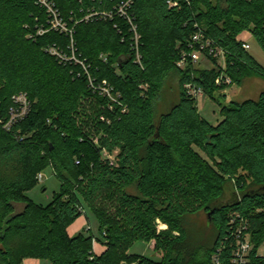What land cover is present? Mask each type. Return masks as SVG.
I'll return each mask as SVG.
<instances>
[{"label": "trees", "instance_id": "trees-1", "mask_svg": "<svg viewBox=\"0 0 264 264\" xmlns=\"http://www.w3.org/2000/svg\"><path fill=\"white\" fill-rule=\"evenodd\" d=\"M127 1L49 0L69 35L47 30L49 16L37 0H0V120H8L14 96L24 94L30 103L10 131L0 124V264H212L233 212L250 225L248 264H264L258 254L264 213H256L264 206V92L220 106L212 125L183 88L198 86L213 100L245 78L264 80V67L240 39L248 33L264 52V0H131L137 51L131 25L116 10ZM40 29L46 32L37 35ZM198 31L224 53L223 70L211 57L208 68L176 66ZM71 43L87 74L49 53L54 48L71 57ZM220 72L229 86L215 85ZM170 76L177 100L155 117ZM89 78L109 85L115 101L93 91ZM86 104L91 113H83ZM115 151L113 162L102 156ZM47 169L59 190L43 207L27 192ZM232 181L236 192L224 201ZM16 204L24 205L20 212ZM84 207L97 221L98 239L67 232ZM199 214L213 238L186 224ZM157 223L166 229L158 231ZM94 242L103 247L98 255ZM136 242L152 243L158 260L130 255ZM229 255L225 248L222 264Z\"/></svg>", "mask_w": 264, "mask_h": 264}, {"label": "rangeland", "instance_id": "rangeland-1", "mask_svg": "<svg viewBox=\"0 0 264 264\" xmlns=\"http://www.w3.org/2000/svg\"><path fill=\"white\" fill-rule=\"evenodd\" d=\"M45 13L47 14L46 11H45ZM49 20H50V18H49ZM58 23L60 24V26H63V24H65V22H61L58 20L56 22L54 20L53 26L59 27L57 25ZM51 27H52V25L47 30L57 31L56 30L57 28H51ZM66 29L72 32V29H69L67 26H66ZM45 32H46V30L40 29V30H38L37 35H42ZM64 33H66V32H64ZM242 37L247 39L246 42L249 45L248 53L250 54V56L259 65L264 67V52L261 49V47L254 41V39H252L250 37V35L248 33L242 34L241 38ZM69 39L72 40V37L70 36ZM222 63H223L222 61L218 60L217 64L219 66H221ZM194 66L196 68H208L211 65H210V61L208 59L202 58L199 62L194 64ZM262 92H264V80L263 79L257 78V77L245 78L240 86H234L233 85V86L225 88L222 91L216 92L213 100L209 99L206 95L203 94L201 97H199L196 100V106H197V109H198L200 116L204 120L209 122L210 124L215 125L217 123V121L220 119V116H219V107L220 106H223V105L225 106L231 101L240 102L243 100H256ZM176 100H177V86H176L175 76H170L167 79L165 85L163 86L160 96L158 97L157 101L155 102V107H154L155 117H157L162 112L169 109V107ZM82 111L84 114L85 113H91L90 105L86 104L84 106V108L82 109ZM7 121L8 120H5V121L1 120L0 124L2 126H4L5 124H7ZM97 138H99V135L96 136V138H95L96 141H97ZM116 153H117V151L113 152L112 154H107V153L103 152L102 156H103V158L108 159L111 162H113L114 157L112 155H114ZM39 173H43L45 175L44 179L42 180V182L37 181L36 186L27 192V196L34 204L45 207L51 202L53 194L58 192L59 181L53 175L51 169L42 170ZM248 181H249V179H248ZM128 192L135 193V190L133 188H129ZM226 192L227 193H225L224 201L228 200L231 192H236V185L234 184L233 181H232V183H230L228 185ZM23 207H24L23 204L14 205L15 212H20L23 209ZM84 209H85L84 214L82 216H80V217H82L81 221L86 219L85 229H83L82 232H84L85 234H88V235L91 234V236L94 239H98L99 235H98L97 221H96L95 217L93 216V214L86 207H84ZM256 213H264V206L258 208L256 210ZM157 224H158L157 225L158 231L166 229L163 227V225L161 223H157ZM186 224L189 227L196 228L195 230L200 229L199 230L200 232L203 229L204 230V236L207 238H213V236H214L213 228L210 225L207 226V219H206L205 214H199L197 216L188 217ZM87 230H89L88 233L86 232ZM249 240H250V234H249ZM94 245H95V242H94ZM129 254L130 255H139V256H142L144 258H149L152 260H158V257L152 251V243L147 244V243H143V242H136L129 249ZM258 254L260 256H264V241L258 248ZM36 263L37 264H50L46 261H39V260H37ZM20 264H22V263H20Z\"/></svg>", "mask_w": 264, "mask_h": 264}, {"label": "built area", "instance_id": "built-area-1", "mask_svg": "<svg viewBox=\"0 0 264 264\" xmlns=\"http://www.w3.org/2000/svg\"><path fill=\"white\" fill-rule=\"evenodd\" d=\"M186 2L188 0H185ZM131 0H128L125 3H121L117 10V14H119L122 18L127 19L129 25H131V30L134 32V48L137 51V42H138V35L136 34L135 26L132 25L130 18L127 15V10L130 6ZM37 3L43 8L50 20L49 25L51 24V28H57V31L66 32L67 34L71 35V31L66 29V25L60 26V22L57 24L59 27L53 26V21L63 22L58 15V12L54 7V5L49 2V0H37ZM170 7H176L177 3L169 2ZM55 9V10H54ZM50 25V26H51ZM242 49L245 51L249 50V45L246 42L242 43ZM71 50V57H67L63 55L61 52L54 48L49 49V53L55 56L58 60L62 62L74 61L76 64H79L83 71L87 74V67L84 65L83 62L77 60L73 54V44L70 45ZM137 62H139V56L136 55ZM215 58L217 60L222 61V65L219 66L221 70L224 69V53L222 50L213 47L209 40H206L203 36L201 31L195 32L189 39L188 45L186 50L181 54L180 59L177 61L176 66L179 69H183L188 63H191L193 66L197 62H199L202 58ZM103 62H106V58L104 56H100ZM89 86L93 91H97L104 96L110 98L113 102L115 101L111 96L112 88L109 87L105 82H103L100 86L94 83V80L91 78L88 79ZM214 83L216 86H229L231 84V79L225 75L223 72H220L214 79ZM184 90L186 95L191 98L198 99L204 93L202 89L198 86L192 84H185ZM13 106L9 110V118L7 124L3 126V129L6 131H10L12 126L23 120L30 109V103L28 102L26 96L24 94H19L13 97ZM1 123V120H0ZM45 175L43 173H39L36 176L38 182H42ZM82 213L83 210H82ZM162 227V226H161ZM160 227V228H161ZM165 228V226H163ZM228 235L225 237L223 245L217 248V250L212 254V264H222L220 255L223 250L226 248L230 249L229 255V264H248L249 259L248 255L251 250V244L249 240V223L248 221L242 217L239 213L233 212L229 215L228 218ZM163 229V228H162ZM121 264H135V263H126L122 262Z\"/></svg>", "mask_w": 264, "mask_h": 264}, {"label": "crops", "instance_id": "crops-1", "mask_svg": "<svg viewBox=\"0 0 264 264\" xmlns=\"http://www.w3.org/2000/svg\"><path fill=\"white\" fill-rule=\"evenodd\" d=\"M240 39L245 41L246 42V38L240 36ZM247 43V42H246ZM81 218L80 219L78 218L68 229H67V232L70 236H74L78 233H81L83 229H85V224H86V219L82 220L81 221ZM103 251V247H101L99 244H96L94 245V252L98 255L100 254L101 252ZM37 260L35 259H24L22 261V264H37L36 263Z\"/></svg>", "mask_w": 264, "mask_h": 264}, {"label": "water", "instance_id": "water-1", "mask_svg": "<svg viewBox=\"0 0 264 264\" xmlns=\"http://www.w3.org/2000/svg\"><path fill=\"white\" fill-rule=\"evenodd\" d=\"M208 218H209V215H208Z\"/></svg>", "mask_w": 264, "mask_h": 264}]
</instances>
